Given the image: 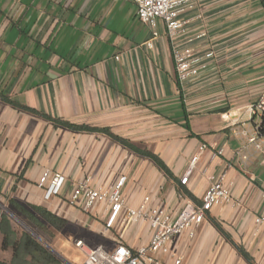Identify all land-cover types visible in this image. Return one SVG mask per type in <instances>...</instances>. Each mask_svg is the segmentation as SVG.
Returning a JSON list of instances; mask_svg holds the SVG:
<instances>
[{
    "label": "crops",
    "instance_id": "crops-1",
    "mask_svg": "<svg viewBox=\"0 0 264 264\" xmlns=\"http://www.w3.org/2000/svg\"><path fill=\"white\" fill-rule=\"evenodd\" d=\"M192 3L180 16L187 21L181 33L170 37L156 19L148 46L152 30L134 0H0V215L22 225L8 199L42 205L97 238L88 247L121 240L136 248L149 241L145 222L118 238L120 225L106 229L99 206L84 213L68 204L76 183L90 176L107 187L126 173L127 205L148 197L147 205L163 203L176 214L187 198L200 203L210 178L224 172L232 199L206 213L194 238L170 247L182 264H251L235 245L264 264V222H255L264 216V144L257 150L248 140L256 133L249 106L264 89V0ZM185 47L203 66L179 81L173 52ZM8 100L108 128L158 155L170 173L104 133L55 125ZM257 137L264 143V132ZM45 170L64 176L59 194L47 199L37 186Z\"/></svg>",
    "mask_w": 264,
    "mask_h": 264
},
{
    "label": "built area",
    "instance_id": "built-area-1",
    "mask_svg": "<svg viewBox=\"0 0 264 264\" xmlns=\"http://www.w3.org/2000/svg\"><path fill=\"white\" fill-rule=\"evenodd\" d=\"M134 2L138 19L152 30V37L147 42L148 46L152 45V39L157 36L156 19L164 22L167 34L173 37L183 31L187 21L180 16L191 9L193 4L192 0H134ZM211 55L212 53L208 52L205 57ZM173 60L179 81L196 76L203 66L200 58L190 47L175 49ZM249 110L255 123L256 133L248 140L257 150H262L264 143L257 135L264 132V89L250 104ZM203 148L204 146L199 147L200 150ZM197 157V155L191 157L189 170L193 169ZM189 170L179 178L180 184H188ZM224 179V172L211 177L200 203L187 198L180 210L173 214V211L163 203L147 205L148 197H144L137 207L127 205L122 194L127 180L126 173L119 174L107 187L93 185L90 176H85L72 188L67 198L68 204L84 213H91L99 206V213L105 218L106 229L113 228L115 224L120 225L122 230L118 238L122 237V233L128 227L145 222L149 230V241L132 248L121 240H116L109 248L103 244L88 247L82 239H77L74 243L75 247L85 253L83 264H182L183 256L174 251L170 245L181 236L194 238L206 213L213 206L228 203L232 199L230 188ZM63 182L62 174L45 170L40 174L37 186L44 190V197L47 199L59 194ZM262 195L264 196V193ZM255 222L259 224L264 222V216L256 217ZM163 256H166L169 262L163 261Z\"/></svg>",
    "mask_w": 264,
    "mask_h": 264
},
{
    "label": "trees",
    "instance_id": "trees-1",
    "mask_svg": "<svg viewBox=\"0 0 264 264\" xmlns=\"http://www.w3.org/2000/svg\"><path fill=\"white\" fill-rule=\"evenodd\" d=\"M8 101L14 103L11 100ZM14 105L39 114L51 120L55 125L63 126L71 130L104 133L116 142L151 158L160 170L164 171L166 174L170 173L168 167L158 155L145 149H139L130 143L128 139L112 133L108 128L75 124L67 120L53 118L39 113L24 105L17 103H14ZM8 206L22 223L36 231L46 234L48 237H53V230L59 231L68 225L65 218L56 215L42 205L22 204L13 198H9ZM235 246L248 262L254 264L252 257L242 247ZM0 250H10V256L8 258H0V264H63L52 251L46 248V246L21 224L14 222L13 218L5 212H2L0 215Z\"/></svg>",
    "mask_w": 264,
    "mask_h": 264
},
{
    "label": "rangeland",
    "instance_id": "rangeland-1",
    "mask_svg": "<svg viewBox=\"0 0 264 264\" xmlns=\"http://www.w3.org/2000/svg\"><path fill=\"white\" fill-rule=\"evenodd\" d=\"M24 228L28 230L34 237L41 238L44 242L51 246L57 254H55L63 264H83L85 253L82 249L75 247L74 243L77 239H82L85 245L92 243L95 237L92 234L88 235V231L78 225H67L63 229L53 230V237H48L46 234L36 231L24 223ZM59 243V245H55ZM56 246V247H54ZM9 251H0V258H8Z\"/></svg>",
    "mask_w": 264,
    "mask_h": 264
},
{
    "label": "water",
    "instance_id": "water-1",
    "mask_svg": "<svg viewBox=\"0 0 264 264\" xmlns=\"http://www.w3.org/2000/svg\"><path fill=\"white\" fill-rule=\"evenodd\" d=\"M44 246H46L50 251H52L54 254H57L54 249H52L46 242H44L41 238L36 237Z\"/></svg>",
    "mask_w": 264,
    "mask_h": 264
}]
</instances>
